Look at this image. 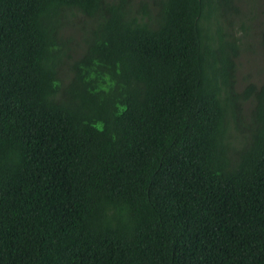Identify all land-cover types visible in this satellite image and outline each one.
I'll list each match as a JSON object with an SVG mask.
<instances>
[{
    "label": "trees",
    "instance_id": "16d2710c",
    "mask_svg": "<svg viewBox=\"0 0 264 264\" xmlns=\"http://www.w3.org/2000/svg\"><path fill=\"white\" fill-rule=\"evenodd\" d=\"M245 9L0 0V264H264Z\"/></svg>",
    "mask_w": 264,
    "mask_h": 264
},
{
    "label": "rangeland",
    "instance_id": "374dc122",
    "mask_svg": "<svg viewBox=\"0 0 264 264\" xmlns=\"http://www.w3.org/2000/svg\"><path fill=\"white\" fill-rule=\"evenodd\" d=\"M244 8L242 13V19L238 22L241 26L248 19V23L252 25V30L259 29L261 25H264V15L261 14V6L254 4L247 7L246 0H241ZM251 30V31H252ZM256 30V33L258 32ZM249 39L248 42L257 41V36ZM239 66L237 71L238 87L240 89L248 85L253 81L260 85L264 81V55L256 47V44L252 48H246L241 52L239 57Z\"/></svg>",
    "mask_w": 264,
    "mask_h": 264
}]
</instances>
